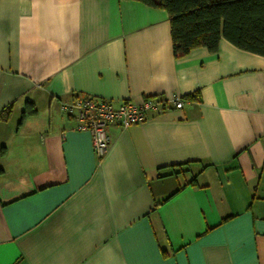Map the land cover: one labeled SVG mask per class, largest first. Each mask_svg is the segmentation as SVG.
Wrapping results in <instances>:
<instances>
[{
    "label": "crops",
    "instance_id": "obj_1",
    "mask_svg": "<svg viewBox=\"0 0 264 264\" xmlns=\"http://www.w3.org/2000/svg\"><path fill=\"white\" fill-rule=\"evenodd\" d=\"M83 95L183 103L98 159L61 109ZM0 264H264V56H175L137 0H0Z\"/></svg>",
    "mask_w": 264,
    "mask_h": 264
},
{
    "label": "trees",
    "instance_id": "obj_2",
    "mask_svg": "<svg viewBox=\"0 0 264 264\" xmlns=\"http://www.w3.org/2000/svg\"><path fill=\"white\" fill-rule=\"evenodd\" d=\"M137 1L166 10L175 56H184L196 47H205L214 53L222 38L239 49L264 56V0ZM198 95L195 91L184 98L197 99ZM35 111L33 103L28 101L23 113ZM9 112L7 110L3 117L6 118ZM191 183L192 180L182 187Z\"/></svg>",
    "mask_w": 264,
    "mask_h": 264
},
{
    "label": "built area",
    "instance_id": "obj_3",
    "mask_svg": "<svg viewBox=\"0 0 264 264\" xmlns=\"http://www.w3.org/2000/svg\"><path fill=\"white\" fill-rule=\"evenodd\" d=\"M168 102H171L175 108H180L183 103L180 97L170 101L147 97L139 104L123 102L115 107L103 98L83 95L75 97L70 103L62 104L61 109L67 115L74 117L76 130L89 132L94 154L101 159L110 145L107 133L109 125L116 123L122 128H128L144 121L148 112L161 110Z\"/></svg>",
    "mask_w": 264,
    "mask_h": 264
},
{
    "label": "rangeland",
    "instance_id": "obj_4",
    "mask_svg": "<svg viewBox=\"0 0 264 264\" xmlns=\"http://www.w3.org/2000/svg\"><path fill=\"white\" fill-rule=\"evenodd\" d=\"M187 177V176H186ZM190 177V176H189Z\"/></svg>",
    "mask_w": 264,
    "mask_h": 264
}]
</instances>
